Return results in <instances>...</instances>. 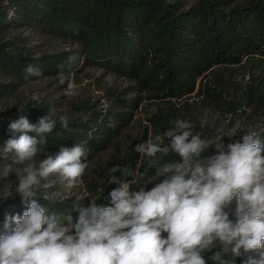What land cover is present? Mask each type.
<instances>
[{"label":"clouds","instance_id":"clouds-1","mask_svg":"<svg viewBox=\"0 0 264 264\" xmlns=\"http://www.w3.org/2000/svg\"><path fill=\"white\" fill-rule=\"evenodd\" d=\"M25 73L26 79L41 75L32 65ZM65 94L78 95L71 80ZM57 119L68 128L69 117H56L54 111L35 123L25 115L9 123L20 135L0 150V157L11 159L2 176L14 171L15 192L30 203L22 215L5 218L0 264H208L205 252L212 253L214 264H236L235 258L264 249V143L256 132L247 131L242 143H229L226 150L223 138L235 133L221 127L217 137L202 139L189 121L177 119L164 133L167 145L148 139L135 146L149 158V167L157 168L150 183L164 177L161 182L147 191L145 185L133 189L123 182L109 193L112 206L91 199L83 207L76 200L74 220L70 213L62 218L49 214L35 199L42 180L56 175L71 189L89 167L83 143L38 160L47 152L46 137ZM213 145L216 154L203 156ZM170 152L179 160L165 161ZM111 171L128 170L115 165ZM245 264H264V251Z\"/></svg>","mask_w":264,"mask_h":264},{"label":"trees","instance_id":"trees-1","mask_svg":"<svg viewBox=\"0 0 264 264\" xmlns=\"http://www.w3.org/2000/svg\"><path fill=\"white\" fill-rule=\"evenodd\" d=\"M230 6L228 0H202L198 6L182 12L180 5L162 0L16 1L12 18L8 19L6 13L2 16L4 20L0 19V34L22 25L27 28L33 25L36 30L56 39L80 42L83 49L79 58L72 55L70 59L68 54L56 57L55 62L61 63L65 72H71L74 67L79 71L88 66L107 68L116 76L132 82L134 87L129 88L130 91L146 96L134 98L132 102L119 101L120 105L107 111L101 107L84 115V121L73 124L75 131H63L65 136L62 139L47 135L45 150L59 152L61 147L71 148L76 143H83L87 149V162L91 161L95 154L114 146L113 141L134 123L146 98L166 103V108L160 109V113L151 119L152 126L166 132L177 117V104L196 93L198 83L220 68L248 65L252 71L251 82L239 87L233 95L218 84V87L206 91V99L236 121L243 120L253 108L264 115V0H251L234 9ZM11 42L14 49L29 54L28 49L19 47L24 40ZM11 42L0 43V67L14 80L34 79V76L25 78L27 66L21 65L18 54L9 50ZM43 61V65L49 68L46 70L48 74L57 71L49 61ZM81 63H84L83 67ZM36 67L40 68L39 65ZM3 74L4 71L0 70V79L5 80L0 81V98L19 85L8 82ZM201 86L207 88L205 84ZM85 108L90 109L89 106ZM192 130L204 139L216 137V133H205L200 127ZM19 135L0 125L1 143ZM258 136L264 143V131ZM139 143L142 142L138 141L129 148L126 157L118 164L128 170L115 172L123 177V182H137L140 173L144 177L156 176L157 168L149 167V164L142 167V156L135 151ZM3 184L1 181L0 186ZM35 199L48 209L49 214L56 213L62 218L70 213L74 220L78 218L72 206L55 205L37 193ZM103 200H99L98 205L103 206ZM29 203L30 200L16 201L12 203L16 209L5 207L0 212V233L4 230L5 218L22 215ZM203 255L208 263L213 262L212 253Z\"/></svg>","mask_w":264,"mask_h":264},{"label":"rangeland","instance_id":"rangeland-1","mask_svg":"<svg viewBox=\"0 0 264 264\" xmlns=\"http://www.w3.org/2000/svg\"><path fill=\"white\" fill-rule=\"evenodd\" d=\"M18 0H0V19L3 14L7 13V18H12L13 8L15 2ZM130 1V0H123ZM140 1V0H134ZM167 4H178L182 12H187L192 8L198 6L202 0H162ZM217 1V0H207ZM231 4L230 9L239 8L251 0H228ZM1 28V25H0ZM16 39L24 40L25 43H20L19 47L26 48L29 51L24 53L21 50L13 48V42ZM10 41L9 50L12 53L18 54V61L21 65H39L41 75L34 76V79L24 82L14 80L8 76L5 70L0 67L3 77L8 82L19 84L18 88L10 94H4L0 98V125L9 127V123L19 118L20 115L26 113L32 123L37 122L38 118L54 111L56 117L59 115H67L69 117L68 128L62 127L59 120L49 137H56L58 140L62 139L65 134L63 131L73 132L76 128L73 124L77 121H84V115H89L90 112L99 110L102 107L103 111H107L112 107L118 106L119 101L129 100L133 101L137 97H146L144 94H139L135 91H130L129 88L134 87V84L124 78H120L112 73L107 68L84 67L82 71L72 68L71 72H65L61 63L55 62L56 57L63 54L80 57L83 45L80 42L56 39L43 32L36 30L32 25L27 28L25 25L19 28H14L10 32L0 34V43ZM16 43V42H15ZM18 43V42H17ZM26 57V59H24ZM82 59V58H80ZM47 60L52 64L57 71L52 74L46 72L48 66L43 65L42 61ZM44 62V61H43ZM85 62V60H84ZM82 67L84 63H81ZM45 69V70H42ZM60 69H63L62 71ZM56 72V73H55ZM250 73H252L248 65H243L235 68H220L215 69L212 73L206 76L204 80H200L196 93L187 97L184 101L177 104V119L189 121L194 127H200L205 133H216L219 135L218 129L223 127L226 132L235 133L231 137L225 136L223 144L227 150V144L235 143L237 141L242 143V137L247 131H254L257 134L264 131V115L258 112L257 108H253L247 113V116L241 120L236 121L233 116H230L211 104L205 97L206 91H210L211 87H218V84L225 86L233 95L239 87L245 85L250 80ZM264 76V69H262ZM1 77V78H3ZM64 83H61V80ZM71 80L76 86L78 95L67 96L65 90L67 84ZM5 82V80L0 79ZM202 85H207L203 88ZM201 86V87H199ZM215 91V90H212ZM112 94V95H111ZM118 98V100H116ZM90 107V109L85 107ZM166 103L162 101H150L146 98L142 102L139 114L134 123L122 132L120 138H116L113 142V147L104 153L95 154L91 161L87 162L89 167L78 180L77 184L69 189L61 184L58 176L53 175L46 180H42L36 193L41 194L43 200L60 205L72 206L73 202L79 200L83 207H88L91 199H97V204L102 198L103 206H112L111 197L109 193L123 183V177L117 176L111 169L118 165L119 162L126 157L129 148L133 147L136 142H144L152 139L153 142L168 144V138L164 135V131L152 126L151 119L160 113V109L166 108ZM107 114V112H106ZM207 122H203L205 120ZM174 123L172 127H174ZM171 127V128H172ZM193 127V128H194ZM159 137V140H157ZM204 139V137H201ZM219 142V141H217ZM4 143H1L0 150H2ZM58 152H46L38 157V160H43L47 155L55 156ZM216 154L215 146L209 147L203 156H211ZM165 161L171 162L179 160L175 153H169L168 156L163 157ZM11 159H3L0 157V182L4 184L0 186V212L7 207L8 209H16L12 203L22 200L21 196L15 192V186L18 183L15 172H10L8 177L2 176L5 165L10 164ZM142 167L149 164V158L142 156ZM20 167H23L21 165ZM121 172V171H120ZM123 173V172H121ZM171 175V174H169ZM113 177L116 178L112 182ZM138 181L130 183L133 189H138L145 185V190H150L156 183L161 182L164 177L157 178L156 181L150 183L153 177H144L140 174L137 176ZM11 194V195H10ZM232 211L236 208V201L233 200L231 204ZM2 225V222H0ZM4 229V228H3ZM4 230H2L3 233ZM163 235H167L164 233ZM218 250V249H215ZM261 251L256 250L243 258H235L236 264H245L249 256L254 259H259ZM208 253V252H205ZM208 264H214L210 262Z\"/></svg>","mask_w":264,"mask_h":264}]
</instances>
